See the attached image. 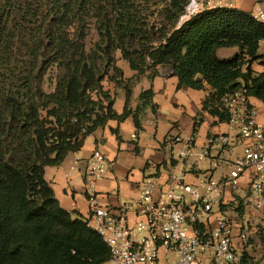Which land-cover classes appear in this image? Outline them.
<instances>
[{
  "label": "trees",
  "instance_id": "1",
  "mask_svg": "<svg viewBox=\"0 0 264 264\" xmlns=\"http://www.w3.org/2000/svg\"><path fill=\"white\" fill-rule=\"evenodd\" d=\"M189 1L0 0V264L109 259L102 235L62 206L45 168L81 150L110 120L132 117L143 129L144 114L157 105L151 88L132 106L142 76L154 78L158 67H170L178 89L209 86L202 109L215 123L230 122L225 97L231 93L245 90L264 102V22L237 6L204 9L182 21ZM91 28L98 41L87 50ZM220 49L237 51L222 58ZM117 51L134 76L125 77ZM49 69L61 74L47 90ZM121 92L125 105L119 113ZM202 120H196L194 134ZM241 264L259 263L244 250Z\"/></svg>",
  "mask_w": 264,
  "mask_h": 264
},
{
  "label": "built area",
  "instance_id": "2",
  "mask_svg": "<svg viewBox=\"0 0 264 264\" xmlns=\"http://www.w3.org/2000/svg\"><path fill=\"white\" fill-rule=\"evenodd\" d=\"M234 2L190 0L182 21L204 9L235 6ZM251 12L256 20L264 22V0H253ZM250 98L245 90L225 97L230 123L243 140V152L227 162L228 173L221 178L203 173L195 182H189L184 174L173 173L159 185L154 175H148L137 185V199L113 210L97 205L96 186L106 177L108 166L101 150L93 152L85 173L92 204L86 221L110 248V257L104 264L242 263V242L248 238V224L242 227L240 242H235L232 220L222 213L219 202L228 189H238L240 179L249 175V202L264 208V124L259 122V108ZM132 138L136 140L137 135ZM219 141L224 146L231 143L225 135ZM191 149L189 142L183 155ZM206 156L204 151L199 159Z\"/></svg>",
  "mask_w": 264,
  "mask_h": 264
},
{
  "label": "crops",
  "instance_id": "3",
  "mask_svg": "<svg viewBox=\"0 0 264 264\" xmlns=\"http://www.w3.org/2000/svg\"><path fill=\"white\" fill-rule=\"evenodd\" d=\"M234 5L250 10L253 0H235ZM123 64L121 66L125 77L136 74V71ZM157 69V76L149 78L144 75L134 87L133 107L138 104L143 90L152 88L154 91L153 101L157 108L155 112L151 108L146 111L142 121L143 129L136 127L132 117L123 122L110 120L87 137L81 150L69 153L62 164L45 168V178L62 206L69 211H77L85 220L92 213L85 173L87 162L96 149L101 150L106 157L108 166L106 177L96 186L97 205L113 210H117L124 202L137 199V185L145 176L154 175L159 185L164 184L173 173L184 174L189 182H195L203 173L221 178L228 173L227 162L242 155L243 140L236 127L230 122L215 123L217 118L202 109L203 101L210 91L209 86L204 90L185 86L178 89L179 80L172 68ZM250 100L259 108V122L264 124V102L254 97ZM124 105L125 97L121 92L115 109L121 113ZM200 117L203 120L194 134V125ZM113 129H117L118 133ZM133 134L137 135L136 140L132 138ZM222 135L230 138V145L224 146L219 141ZM189 142H192V149L188 155H183ZM204 151H207V156L199 159ZM203 163H206L205 167ZM151 169L155 171L152 173ZM249 180V175H245L240 179L238 189H228L221 197L223 203H226L222 213L227 217L228 211L234 214L231 210L233 207L240 218L239 221L235 220L239 229L247 224L248 227L252 226V219L258 216V223L264 224V208L249 202ZM239 205H242V211L238 210ZM250 214L254 216L250 218ZM234 233L235 242L239 243L236 227ZM263 233L259 232L258 237L264 245ZM250 244L246 243L241 252L246 250L255 261L264 264V253L256 256Z\"/></svg>",
  "mask_w": 264,
  "mask_h": 264
},
{
  "label": "rangeland",
  "instance_id": "4",
  "mask_svg": "<svg viewBox=\"0 0 264 264\" xmlns=\"http://www.w3.org/2000/svg\"><path fill=\"white\" fill-rule=\"evenodd\" d=\"M97 41H98V35H97L96 31L93 28H91L90 35L88 36V38L86 40L87 50H91L92 47L94 46V44ZM17 49H18V52H17L18 55L22 56L23 55L22 52H24V50L20 48L19 43L17 44ZM236 51H237V49H220L218 51V55L220 57H222V58H229V57H232L233 55H235ZM115 58H116V62L118 64V66H121L123 63H124L123 65H128L127 62L122 58L120 51L116 52ZM60 74H61V69H58V70L49 69L46 72L45 81L47 83H46L45 87H46L47 90H48V85H49L50 81H52L54 79V76H58ZM109 85H111V84H109V82H105V86L107 88H108ZM203 164H204L203 167H205L206 163H203ZM154 171L155 170L151 169L150 172L153 173ZM248 197H249V191H248ZM231 210H232V212H234V214H232L230 211H228V213H229L228 217L230 216L229 217L230 219H234V220H232V223H233L234 229L236 227V233L238 234V237H239L240 233L243 231V228L239 229L240 226L239 225L236 226L235 220L239 221L240 218L237 216L238 214L236 213V211H235V209L233 207H231ZM253 216L254 215L250 214V218H252ZM257 218H259V216ZM257 218L252 219L253 225L248 227L249 229L247 228V233H248L249 240L247 238L244 242H242V246H245L246 243H248V244L251 243L250 244L251 245L250 248L253 251V253L256 256H260V255H263V253H264V245L262 244L261 239L258 237V231L259 232H264V224L258 223V221L256 220ZM263 220H264V218H263ZM254 231H257V232L254 233Z\"/></svg>",
  "mask_w": 264,
  "mask_h": 264
}]
</instances>
